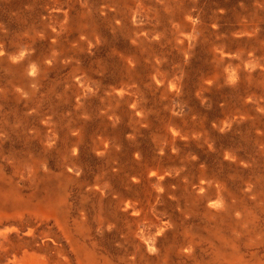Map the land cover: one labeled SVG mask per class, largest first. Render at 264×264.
<instances>
[{
    "label": "rangeland",
    "instance_id": "374dc122",
    "mask_svg": "<svg viewBox=\"0 0 264 264\" xmlns=\"http://www.w3.org/2000/svg\"><path fill=\"white\" fill-rule=\"evenodd\" d=\"M0 175L110 264L264 263V0H0Z\"/></svg>",
    "mask_w": 264,
    "mask_h": 264
},
{
    "label": "bare ground",
    "instance_id": "6f19581e",
    "mask_svg": "<svg viewBox=\"0 0 264 264\" xmlns=\"http://www.w3.org/2000/svg\"><path fill=\"white\" fill-rule=\"evenodd\" d=\"M62 203L56 189L24 193L0 175V264H28L33 258L35 264H110L82 240L87 225L72 223ZM61 235L69 239L71 252L64 247L56 252ZM225 260L226 264H264L244 261L234 249Z\"/></svg>",
    "mask_w": 264,
    "mask_h": 264
}]
</instances>
